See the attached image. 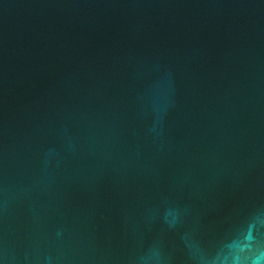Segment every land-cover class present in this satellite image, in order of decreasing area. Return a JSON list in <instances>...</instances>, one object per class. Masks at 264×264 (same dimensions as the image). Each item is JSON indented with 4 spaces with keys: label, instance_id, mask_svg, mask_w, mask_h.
<instances>
[{
    "label": "water",
    "instance_id": "obj_1",
    "mask_svg": "<svg viewBox=\"0 0 264 264\" xmlns=\"http://www.w3.org/2000/svg\"><path fill=\"white\" fill-rule=\"evenodd\" d=\"M0 264H264V0H0Z\"/></svg>",
    "mask_w": 264,
    "mask_h": 264
}]
</instances>
